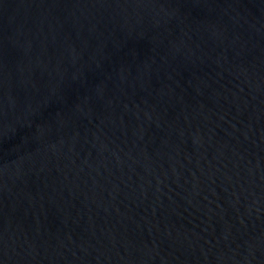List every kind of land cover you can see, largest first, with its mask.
<instances>
[{"label": "water", "instance_id": "water-1", "mask_svg": "<svg viewBox=\"0 0 264 264\" xmlns=\"http://www.w3.org/2000/svg\"><path fill=\"white\" fill-rule=\"evenodd\" d=\"M0 264H264V0H0Z\"/></svg>", "mask_w": 264, "mask_h": 264}]
</instances>
